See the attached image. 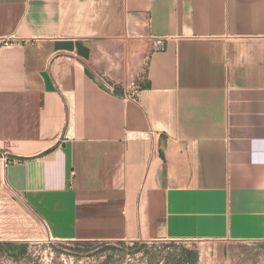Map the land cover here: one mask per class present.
<instances>
[{"label":"crops","instance_id":"obj_1","mask_svg":"<svg viewBox=\"0 0 264 264\" xmlns=\"http://www.w3.org/2000/svg\"><path fill=\"white\" fill-rule=\"evenodd\" d=\"M45 239L264 243V0H0V244Z\"/></svg>","mask_w":264,"mask_h":264},{"label":"rangeland","instance_id":"obj_2","mask_svg":"<svg viewBox=\"0 0 264 264\" xmlns=\"http://www.w3.org/2000/svg\"><path fill=\"white\" fill-rule=\"evenodd\" d=\"M0 264H264V243L45 239L0 244Z\"/></svg>","mask_w":264,"mask_h":264},{"label":"built area","instance_id":"obj_3","mask_svg":"<svg viewBox=\"0 0 264 264\" xmlns=\"http://www.w3.org/2000/svg\"><path fill=\"white\" fill-rule=\"evenodd\" d=\"M157 48L160 50L163 49V40L157 41ZM105 86H106V89H108V90H111V91L116 90V88L114 86H108V85H105ZM121 89H122L121 91H123L122 95L124 96V98L126 100H136V98H137V89L136 88L131 89V90H127L124 88H121ZM16 162H18V159L12 158V159H9L7 163L8 164H14Z\"/></svg>","mask_w":264,"mask_h":264}]
</instances>
